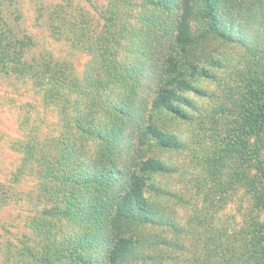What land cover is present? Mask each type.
<instances>
[{"label": "rangeland", "instance_id": "374dc122", "mask_svg": "<svg viewBox=\"0 0 264 264\" xmlns=\"http://www.w3.org/2000/svg\"><path fill=\"white\" fill-rule=\"evenodd\" d=\"M0 4L14 33L31 38L28 60L44 58L69 81L83 84L85 90L90 81L102 83L103 88L94 94L99 112L93 113V128L97 131L106 123L107 130L115 128L110 135L119 129L124 151L119 163L134 145L145 157L155 155L171 169L156 175L151 181L153 188L146 190V196L173 226L142 230L168 242L146 249L158 264L212 263L218 239L223 245L226 236H232L239 248L243 240L261 232L264 204L257 199L264 196V185L256 165L264 163V131L256 136L244 128L240 98L247 94V88L239 76L248 59L244 48L219 41L204 47L209 59H221L224 64L210 68L208 77L194 80L196 90L184 93L190 101L185 108L187 117L175 118L151 109L163 81L165 54L172 45L175 48L168 36L162 38L158 27L170 16L168 12L160 15L153 8L136 5L129 8V18L107 29L100 13L113 5L110 0H0ZM260 5L264 7V0L255 6L251 3L253 7L240 18L246 31L251 29V37L256 31L264 35V16L257 10ZM156 17L159 21L154 20ZM108 60L111 64L106 63ZM37 81L0 72V264H46L37 259L62 248L74 251L73 259L60 254L55 264H87L91 253L75 250L82 227L44 214L59 204L62 195L56 198L54 189L51 192L41 176L28 173L17 150L19 142L40 141L49 128L39 122L44 118L50 121L55 115L42 90L36 89ZM121 101L142 115L116 127L117 121L107 107ZM68 111L70 117L72 109ZM151 121L176 135L183 148L157 151L139 143L138 128ZM64 137L77 139L73 130ZM76 141L79 165L99 144L92 135ZM246 249L251 247H242L245 257L239 264H263L259 254H248Z\"/></svg>", "mask_w": 264, "mask_h": 264}, {"label": "trees", "instance_id": "16d2710c", "mask_svg": "<svg viewBox=\"0 0 264 264\" xmlns=\"http://www.w3.org/2000/svg\"><path fill=\"white\" fill-rule=\"evenodd\" d=\"M259 1L261 0L256 2ZM254 2L255 0H110L113 5L102 11L100 16L108 29L129 18V8L133 9L136 5L153 8L160 15L163 12L169 13L170 16L162 19L163 22L158 27L163 32L162 38L167 39L168 36L174 41L175 48L170 45L165 54L162 64L163 81L154 94L151 109L175 118L187 117L185 108L190 101L184 93L196 90L194 80L208 77L212 68H217V64H224L221 59H209L203 53L204 47L210 41H219L244 48L248 59L245 60L243 72L239 73L240 81H246L247 88V94L240 98L244 128L260 136L264 131V35H260L261 31H256V35L251 37V29L248 27L246 31V27L240 23L242 15L253 7L250 6L251 3L255 6ZM257 10L264 16L262 5L257 6ZM2 14L0 4V72L38 79L36 89L42 90L45 100L51 103L55 113L51 115L50 121H47L49 118H44L39 122L44 128H49L42 134L40 141L29 139L19 142L17 147L28 173L41 176L43 184L50 185L51 192L54 189L56 198L59 194L62 195L59 204L44 214L59 216L82 227L83 232L76 241L75 250L91 253L87 264H158L150 253H146V249L168 242L156 235L144 234L142 230L146 227L173 226L172 220L146 196V190L153 188L151 181L156 175L169 173L171 169L155 155L145 157L142 150L134 148V145L125 152L124 160L119 163L124 152L121 149L123 136L119 129L110 135L115 128L107 130L106 123L97 131L93 128L96 119L93 113L99 112L94 94L99 88H103L102 83L90 81L85 90L83 84L69 81L63 72L44 58L38 61L28 60L32 47L31 38L14 33ZM154 20L159 21V18ZM160 39L158 38V42ZM111 62L106 61L108 64ZM83 90V93L76 95ZM72 95L75 97L71 98ZM70 108L73 114L69 117ZM107 108L117 121L116 127L121 126L120 122L128 124L142 115V111L139 114L126 101L108 105ZM70 130L74 131L77 139L72 138L70 141L64 137ZM137 132L139 143L146 144L148 148H155L157 151L183 148V143L176 135L157 127L152 121L139 127ZM90 135L96 139L99 147L91 157H84L77 165L79 149L75 145L76 140ZM256 170L264 185V163L256 165ZM257 200L264 204V196L260 195ZM233 238L226 236V243L223 245L218 239L219 248L213 254L215 259L212 263L206 260L203 264L244 262L243 246L251 247L246 249L249 250L248 254H259L260 263L264 264V228L260 233L252 234L250 241L243 240L239 248ZM48 247L53 250L52 246ZM62 249L51 251L50 255L37 260L55 264L60 260V257L56 259L60 254L62 258L68 254L65 258L72 260L74 251L70 248Z\"/></svg>", "mask_w": 264, "mask_h": 264}]
</instances>
